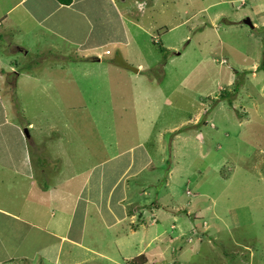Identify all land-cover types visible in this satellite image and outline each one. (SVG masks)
<instances>
[{"label":"rangeland","instance_id":"rangeland-1","mask_svg":"<svg viewBox=\"0 0 264 264\" xmlns=\"http://www.w3.org/2000/svg\"><path fill=\"white\" fill-rule=\"evenodd\" d=\"M125 2L134 10L142 2L140 13L131 14L142 29L130 31L125 46L102 48L98 62L68 47H61L64 58L53 50V59L30 48L27 65L47 58L41 70L76 74L79 84L72 95L62 89L24 96L31 121L75 139V153L89 147L79 169L102 161L103 152L115 155L131 146L120 160L141 166L142 146L154 165L151 177L139 181L147 192L140 205L154 201L168 167L176 171L171 188L181 187L178 202L191 204L180 212L183 227L195 223L199 233L181 256L184 237L177 245L163 242L162 259L149 264H264V185L257 175L264 174V0ZM17 41L3 33L4 60ZM197 206L204 209L198 220ZM167 232L177 231L168 224Z\"/></svg>","mask_w":264,"mask_h":264},{"label":"crops","instance_id":"crops-1","mask_svg":"<svg viewBox=\"0 0 264 264\" xmlns=\"http://www.w3.org/2000/svg\"><path fill=\"white\" fill-rule=\"evenodd\" d=\"M135 4L134 10L125 0H72L69 5L56 0H8L5 8L0 7V39L5 33L18 40L10 44L11 56L5 60L0 48V264H127L139 255L149 264L155 257L162 259L163 249L168 248L161 249L163 242L174 240L177 245L184 237L178 256L193 247L199 232L195 223L183 227L180 212H189L191 204L178 202L181 187L171 188L177 175L172 167L165 172L164 186L153 187L154 201L140 205L138 200L147 192L139 181L141 176L151 177L149 169L154 165L142 146L139 155L146 160L141 166L134 168L132 158L120 160L131 146L115 155L103 152L102 161L79 169L78 161L86 159L90 148L75 153V139L53 132L50 123L36 125L27 113V94L38 98L51 90L68 89L72 95L79 86L76 74L62 77L41 70L40 62L47 58L27 65L30 48L39 47L40 56L53 59V50L64 58L61 47H68L75 53L93 54L98 62L102 48L125 46L130 31L142 29L131 16L140 13L142 2ZM43 35L50 41L43 43ZM45 131L48 135L42 137ZM257 175L264 185V174ZM203 210L197 206L194 219ZM168 224L176 236L168 234Z\"/></svg>","mask_w":264,"mask_h":264},{"label":"trees","instance_id":"trees-1","mask_svg":"<svg viewBox=\"0 0 264 264\" xmlns=\"http://www.w3.org/2000/svg\"><path fill=\"white\" fill-rule=\"evenodd\" d=\"M58 3L62 5H69L72 0H56ZM160 50H162L161 46L158 47ZM122 66L129 67L125 62H120ZM236 90V87H234ZM145 258L141 255L136 256L132 258L131 260L127 261V264H144Z\"/></svg>","mask_w":264,"mask_h":264},{"label":"water","instance_id":"water-1","mask_svg":"<svg viewBox=\"0 0 264 264\" xmlns=\"http://www.w3.org/2000/svg\"><path fill=\"white\" fill-rule=\"evenodd\" d=\"M245 23L251 25V22L249 20H246Z\"/></svg>","mask_w":264,"mask_h":264}]
</instances>
